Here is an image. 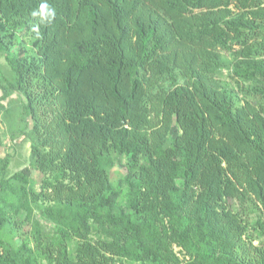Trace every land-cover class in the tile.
<instances>
[{
	"label": "trees",
	"instance_id": "trees-1",
	"mask_svg": "<svg viewBox=\"0 0 264 264\" xmlns=\"http://www.w3.org/2000/svg\"><path fill=\"white\" fill-rule=\"evenodd\" d=\"M0 59V264H264V0H0Z\"/></svg>",
	"mask_w": 264,
	"mask_h": 264
},
{
	"label": "rangeland",
	"instance_id": "rangeland-1",
	"mask_svg": "<svg viewBox=\"0 0 264 264\" xmlns=\"http://www.w3.org/2000/svg\"><path fill=\"white\" fill-rule=\"evenodd\" d=\"M225 58L230 61L232 60V55L230 53L224 52ZM1 66V64H0ZM2 68V66H1ZM4 68V69H3ZM2 71L8 76L10 79L13 77V72L10 71V67L8 65L3 66ZM223 82L227 84L232 89H237L236 83L231 77V69H225L223 70V75L221 76ZM20 93H14L10 96L9 99L13 100L14 102L11 104V107L13 108V116H6L5 111H1V117H0V156L4 157L7 154L11 155V161L9 165V174L12 175L16 171H19L23 169L26 166H30V155H31V142L28 139L22 138L20 140L21 135L17 139V141L12 140L10 138L11 136V130L12 128L18 127L19 125H22V111L20 110V100L19 98ZM240 98H243L242 96ZM8 103V101H7ZM6 105V104H4ZM7 106V105H6ZM19 111V112H18ZM18 112V115H17ZM19 124V125H18ZM25 140V141H24ZM125 173V169L117 166L111 170V178L113 182H116L118 178ZM41 179L42 175L39 172L34 171L33 175V186L34 188L39 191L41 189ZM253 217H257L259 215L263 216L264 219V213H253ZM36 216L39 217V214L36 213ZM255 221V220H254ZM31 225L26 222L25 224V231L23 232L24 235L31 232ZM26 232V233H25ZM250 233L255 238L256 244H262L264 245V230L258 227V225L254 224L250 227ZM180 248L175 246V250L179 251ZM180 257L183 258L184 255L180 252Z\"/></svg>",
	"mask_w": 264,
	"mask_h": 264
},
{
	"label": "clouds",
	"instance_id": "clouds-1",
	"mask_svg": "<svg viewBox=\"0 0 264 264\" xmlns=\"http://www.w3.org/2000/svg\"><path fill=\"white\" fill-rule=\"evenodd\" d=\"M33 16L39 15L41 17V23L47 22L51 23L52 20L55 18V10L45 2L40 5L39 11H33L32 13Z\"/></svg>",
	"mask_w": 264,
	"mask_h": 264
},
{
	"label": "crops",
	"instance_id": "crops-1",
	"mask_svg": "<svg viewBox=\"0 0 264 264\" xmlns=\"http://www.w3.org/2000/svg\"><path fill=\"white\" fill-rule=\"evenodd\" d=\"M0 64H2L3 66H6L7 65V63H6V61H5V59H0ZM2 95H3V92H2V90L0 89V103H2V104H8L7 103V101H3V100H1L2 99ZM1 111H0V117H1ZM17 139L18 138H16V139H14L15 141H17ZM20 140H22V138H20ZM25 141V140H24ZM1 144V143H0Z\"/></svg>",
	"mask_w": 264,
	"mask_h": 264
}]
</instances>
